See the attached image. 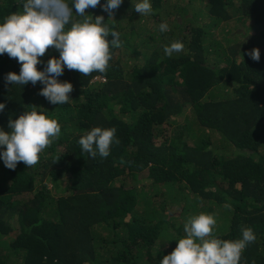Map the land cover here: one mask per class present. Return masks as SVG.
I'll list each match as a JSON object with an SVG mask.
<instances>
[{"label":"trees","instance_id":"obj_1","mask_svg":"<svg viewBox=\"0 0 264 264\" xmlns=\"http://www.w3.org/2000/svg\"><path fill=\"white\" fill-rule=\"evenodd\" d=\"M105 2L86 14L104 15L123 44L106 75L65 69L69 104H49L39 82L6 84L20 65L0 56V127L30 106L61 125L35 166L0 161V264H159L200 213L215 216L221 239L251 227L241 264H264V0H152L144 16L124 0L109 21ZM21 3L0 0V21ZM174 41L184 50L169 58ZM254 48L259 62L242 57ZM97 126L116 129L106 159L77 143Z\"/></svg>","mask_w":264,"mask_h":264},{"label":"clouds","instance_id":"obj_2","mask_svg":"<svg viewBox=\"0 0 264 264\" xmlns=\"http://www.w3.org/2000/svg\"><path fill=\"white\" fill-rule=\"evenodd\" d=\"M124 0H106L101 11L109 20ZM22 9L12 12L0 21V56L7 54L20 65L19 74L10 72L5 77L8 85L23 87L31 83L42 86L40 96L51 105H66L72 102L71 82H61L65 69L74 70L88 77L93 73L106 75L113 58L111 49H118L123 41L121 34L110 28L104 15L93 18L86 9L97 8L101 0H22ZM132 10L141 16L153 13L152 0H136ZM79 18V19H77ZM161 33L170 31L167 22L158 26ZM111 36V40L109 37ZM49 49L57 56L48 59L46 67L41 58ZM182 41H174L163 48L165 56L183 52ZM254 62L260 61V50L252 49L242 54ZM94 81H103L95 79ZM5 104L0 103V113ZM61 135L57 119L47 115V110L28 107L17 119H9L7 131L0 127V161L4 167L15 170L19 163L27 168L35 166L40 154ZM81 151L95 159L108 158L113 144L119 143L116 129L93 127L78 139ZM216 218L212 214L200 213L190 216L185 225V236L178 240L175 249L164 255L159 264H241L246 248L255 242L251 227H242L238 239L226 240L214 234Z\"/></svg>","mask_w":264,"mask_h":264},{"label":"rangeland","instance_id":"obj_3","mask_svg":"<svg viewBox=\"0 0 264 264\" xmlns=\"http://www.w3.org/2000/svg\"><path fill=\"white\" fill-rule=\"evenodd\" d=\"M228 31H229V33L230 34H232V36H238L239 38H240V36H242V37H244L245 39H247L248 41H252L251 39V37H252V35H253V33H252V31H250V30H248L247 29V34H246V32L241 28V24H238V23H232V24H229L228 26ZM239 28H241V30L246 34H244L243 33V35H242V33L238 30ZM250 33H252L251 35H250ZM240 35V36H239ZM95 82V81H94ZM168 134V133H167ZM3 175V171H2V169L0 168V176H2ZM49 189H50V187H49ZM164 249H166L167 251H170L171 249H170V245H167Z\"/></svg>","mask_w":264,"mask_h":264}]
</instances>
